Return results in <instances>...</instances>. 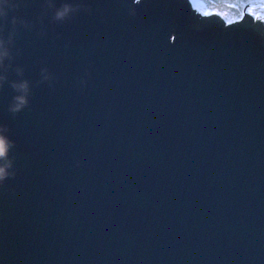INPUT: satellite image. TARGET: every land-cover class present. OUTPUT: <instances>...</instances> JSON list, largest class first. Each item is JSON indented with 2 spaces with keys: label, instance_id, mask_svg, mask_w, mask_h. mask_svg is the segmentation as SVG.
<instances>
[{
  "label": "water",
  "instance_id": "1",
  "mask_svg": "<svg viewBox=\"0 0 264 264\" xmlns=\"http://www.w3.org/2000/svg\"><path fill=\"white\" fill-rule=\"evenodd\" d=\"M66 2L89 10L54 22ZM260 6L226 23L190 0H22L0 264H264Z\"/></svg>",
  "mask_w": 264,
  "mask_h": 264
},
{
  "label": "clouds",
  "instance_id": "2",
  "mask_svg": "<svg viewBox=\"0 0 264 264\" xmlns=\"http://www.w3.org/2000/svg\"><path fill=\"white\" fill-rule=\"evenodd\" d=\"M133 3L135 5H139L141 0H133ZM21 5L22 0H0V72L5 73L0 74V89L3 88L5 82H9V70L14 71L18 77L24 76V70L22 68H12L11 64L7 66L5 65V60L11 61L12 59V52L5 44V37H7L8 44H14L15 38L19 35L20 29L30 30L35 27L34 24L29 23L24 18L16 15V13L20 10ZM49 7H52V5H49ZM81 10L87 11L89 9L82 4L63 3L55 10L52 20L54 22L63 23L72 19L73 15ZM130 15L135 16V11H131ZM38 19H41V17H38ZM6 32L7 35L5 36ZM10 86L16 95L9 107V111L16 114L22 111L29 104V81L25 79L11 81ZM0 142L7 146L4 151H0V160L7 159L9 155L8 149H10L14 144L3 135H0ZM7 176V170L4 167H0V183H3Z\"/></svg>",
  "mask_w": 264,
  "mask_h": 264
},
{
  "label": "rangeland",
  "instance_id": "3",
  "mask_svg": "<svg viewBox=\"0 0 264 264\" xmlns=\"http://www.w3.org/2000/svg\"><path fill=\"white\" fill-rule=\"evenodd\" d=\"M192 3L203 7L206 13L218 14L226 23L239 20L243 15V8L248 4H260L263 6L247 9V13L253 17L264 16V0H190ZM195 7V6H194ZM196 8V7H195Z\"/></svg>",
  "mask_w": 264,
  "mask_h": 264
},
{
  "label": "bare ground",
  "instance_id": "4",
  "mask_svg": "<svg viewBox=\"0 0 264 264\" xmlns=\"http://www.w3.org/2000/svg\"><path fill=\"white\" fill-rule=\"evenodd\" d=\"M194 4V6L196 7V8H199V7H201V5L200 6H198V5H196L195 3H193Z\"/></svg>",
  "mask_w": 264,
  "mask_h": 264
}]
</instances>
